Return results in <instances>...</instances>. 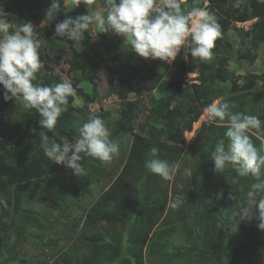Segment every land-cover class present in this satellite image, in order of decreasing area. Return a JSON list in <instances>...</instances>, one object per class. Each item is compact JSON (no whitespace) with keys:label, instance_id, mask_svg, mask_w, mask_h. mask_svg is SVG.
I'll return each mask as SVG.
<instances>
[{"label":"trees","instance_id":"trees-1","mask_svg":"<svg viewBox=\"0 0 264 264\" xmlns=\"http://www.w3.org/2000/svg\"><path fill=\"white\" fill-rule=\"evenodd\" d=\"M15 9L5 10L15 13L19 18L24 19L27 14L38 12L34 15L36 21H46L50 24V32L46 35L55 33L57 23L63 21L66 17L75 18L76 16L87 14L85 5L81 3L79 8L73 7L60 9L58 15L52 20H46L45 5L52 3V0H12ZM214 7L226 18L222 19L224 23L236 22L244 23L256 20L252 28V39L256 47L258 44H264V2L260 0H248V4L236 7L231 0H211ZM63 2V0H61ZM193 6L204 7V0H187L182 2V9L190 11ZM221 36L216 41L213 49V56L210 59L209 67L212 69L203 87L196 89L198 99L204 101L200 108L189 106L188 111L183 107V88L179 77L175 73L167 81L170 87L164 84L166 72H163L158 66L140 65L138 67L128 65L127 75L131 81L141 78L143 85L150 84V91L158 90L160 97L153 98L155 111L150 113L147 123L143 126L145 135L135 134L131 142L128 157L119 168L115 170L116 157L109 163L92 161L85 157L83 160L86 168V175L76 177L73 174L69 178V185L60 180L59 174L64 170V166L55 164L48 160L43 154L40 132H44L49 137H55L60 143V137L69 141H74L78 134L77 118L69 111H74L72 104L74 97H69L70 110L61 115L56 128L48 132L39 125L40 116L35 110L25 109L21 102H5L2 92H0V130L3 137L0 139V264H32L31 259L21 255L17 251L22 239L33 233L35 227L43 225L42 223H51L55 218V212H59L57 219L69 214L76 205L71 194L80 198V196L89 194L93 188L100 183L103 192L93 203L87 215V230L81 231V241L87 244L89 250L87 255L81 256V251H70L56 261L55 264H115L118 262L124 251V238L119 233V228H126L136 217L144 200L146 193L154 174L150 173L145 166V162L152 159L150 155L151 147L159 149L158 158L162 156L165 142L170 134L176 128L183 127L191 131L193 125L198 122L202 116L205 107L212 103L216 97L224 95L223 89H216L215 84L221 82L227 84L233 80V75L227 71L228 64L232 60V53H240L242 58L248 57L250 63H255V54L250 55L248 49L249 35L238 27H234L243 48H236V44L229 37V28L221 24ZM35 27V26H34ZM38 34L39 29L35 27ZM93 36L90 33L84 34L85 50L91 48ZM55 40V39H52ZM69 48L73 51L74 58L70 61L71 67L80 74L79 84L85 82L92 88V93L96 97L99 94L101 83L100 74L105 66L97 57H83L79 53L75 42L64 39ZM245 50V51H244ZM75 56L82 57L81 60ZM180 54L176 62L180 59ZM217 65V66H216ZM42 69L37 74V80L41 83L35 84L41 86H54L61 82L59 77L46 74L41 77ZM240 78V77H239ZM244 88L252 90L258 82L262 83L264 89V71L261 75H250L247 78ZM78 92H82L78 86L74 85ZM2 89V85H0ZM241 90L238 87L233 92ZM192 97V95H190ZM249 96V99H247ZM124 97V96H123ZM227 101L233 111H241L247 107L257 108L262 106L263 111L259 114L264 122V90L252 92L242 97L235 96L227 98ZM190 112V113H189ZM193 114L189 119V115ZM101 118L109 132L110 139L119 145L120 139L125 138L133 132L134 117L129 111L123 109L121 117L116 121H111L110 113H100ZM35 129V134L33 133ZM226 139V137H223ZM34 144V149L28 157L24 159L14 158L12 147L23 149ZM215 145H205L202 141L197 144L193 156L196 166L194 174L200 176V183L196 184V194L185 205V212L190 218V228L193 236L188 244H178L173 241L172 232L174 229L165 231L166 235L161 240L154 242V247L163 255L175 262L192 257H200L211 261L214 264H264V233H261L255 220L242 223L237 232H231L226 229L228 218L233 211L243 205L245 196L241 199H229L226 197V203H218L212 196L208 186L221 179L223 181L228 175L232 177L235 173L226 171L222 175L213 172L214 161H212V152ZM259 150L262 148L259 147ZM264 180V175L260 177ZM245 183L250 186L257 182L254 177L244 178ZM12 189V191H11ZM39 189L40 193L51 190L49 196L53 198L54 207L49 210L37 211L29 208L27 196L35 193ZM235 197V195L232 193ZM151 202L161 204L162 198L158 195L151 196ZM146 202L149 203L148 200ZM13 208V210L11 209ZM13 214L11 216V213ZM230 210V212H229ZM232 210V211H231ZM49 212V213H48ZM12 218L10 225H5L4 220ZM105 224L106 227L102 225ZM113 230V232H112ZM16 237L14 243L12 237ZM59 239H49L45 246L57 247ZM127 255L135 259V264H143V258L139 255L142 250V244L136 235L128 238ZM106 245L109 255L103 258L99 255V246ZM131 258L121 260V264H129Z\"/></svg>","mask_w":264,"mask_h":264},{"label":"rangeland","instance_id":"rangeland-1","mask_svg":"<svg viewBox=\"0 0 264 264\" xmlns=\"http://www.w3.org/2000/svg\"><path fill=\"white\" fill-rule=\"evenodd\" d=\"M186 1L187 0H182V2ZM260 1L264 2V0ZM231 2L236 7L248 4V0H231ZM51 4H44L43 6L48 10L51 7ZM0 6H2L4 10L16 8L12 0H0ZM70 7H72L70 4L63 5V2H61L60 9L63 10ZM102 7L103 0H95L92 9H102ZM203 8L215 17L217 23L220 25V31L222 29L221 24L228 26L229 37L233 43L236 44V48L241 49L245 45H241L234 27H238L246 32L249 35L247 50L250 51V55H256L255 63L253 64L250 63L248 57L242 58L240 53L231 54L232 60L226 69L233 75V80L227 84L221 82L215 84L216 89L224 90V95L216 97L212 102L217 100L223 102L230 97L238 95L242 97V95H249L252 92L264 90L261 82H258L256 87L252 90L244 88L248 80L247 78L250 75H261L264 71V44H258L256 47L251 35L256 20L244 23H224L221 22L223 21L222 19L228 18H226L225 13L220 12L214 7L211 0H204ZM85 11L88 13L86 5ZM9 13L15 22H31L33 26L39 29L38 38L42 42L40 55L44 63L41 77L46 74H52L59 77L61 82L70 81L73 86L76 85L79 89H82V92L76 90V95L74 96L75 101L72 104L74 111H69L71 106H67V111H65H69L72 115L76 116V124L78 128L87 121L89 115L96 116L100 113L108 112L111 115L110 120L116 121L121 117V111L126 109L134 117L133 132L128 134L125 138L120 139L119 154L116 156V164L114 165L115 170L126 161L133 135H145L143 132V126L149 121L148 117L150 113L155 111L152 99H158L160 97V92L158 90L150 91V84H141V78L139 80L135 79L131 81L129 75H127L128 65L135 67L140 65L158 66L163 72H166L164 84L167 88L170 87L167 81L176 73L183 88L184 98L182 99L185 111L191 109L188 108L189 106L200 108L201 104L204 103V101L198 99L196 89L198 87H203L211 73L212 69L209 67L211 63L210 60L200 61L197 59L194 61L190 54L188 58L185 59L183 49L181 50V56L178 62L175 60L173 63L167 64L159 60H145L139 58L136 54L132 53L130 49L126 48L124 38L117 36L113 32L93 36V39L91 40V48L85 50L83 37L81 41L75 42V46L81 56L87 58L97 57L105 66L104 71L100 74L101 83L99 86V94L95 97L89 84L85 82L79 84L80 74H78L70 64V61L74 58L73 51L66 43H64V40H61L60 38L52 40L55 33L52 35H46L47 32H50V24L44 20L36 21L34 15H37L38 12L29 13L24 19L19 18L11 11ZM75 57L79 60L82 59L80 56ZM37 83L40 84L41 81L37 80ZM235 87H238V89L241 88V90L233 92ZM190 95H192V97ZM247 99H249V96ZM261 111H263L262 106L257 108L247 107L237 112L255 115L260 119L259 114ZM192 116L193 114H190L189 119H191ZM185 126L186 125L184 124L183 127L176 128L174 132L169 135L168 140L165 142L164 149L162 150V156L160 157V159L167 160L170 164L179 163L180 168L178 169L174 180L170 182L163 181L158 176H153L151 183L143 196L145 203L140 207L136 217L126 228L118 229V234H122L124 238L123 253H125L121 255L118 262L115 264H121V260L125 258H131L132 261L129 262V264H135V259L126 253V249L129 245L128 238L131 235H136L137 239L141 241L142 250L139 251V255L143 258V264H172L171 259L160 253L154 247V242L156 240L164 238L166 235L165 231L174 229V232H172V238L175 243L188 244L191 241L193 231L190 228L191 221L185 212L184 205L190 199L194 198V194H196L195 186L200 183L198 182L200 181V176L193 172L194 167L196 166L193 151L195 152L197 144L201 141L205 145L210 143L215 145L219 139H223L221 134L226 131L227 120L223 122H210L207 119V114L203 110L200 120L193 125L191 131L185 130ZM249 135L253 140L254 145L257 148L261 147L264 152V122L262 121L261 129H253L249 132ZM2 137L3 134L0 130V139ZM73 142L74 141H69L64 137H60L61 144H71ZM32 149H34V144L23 149H17L15 147L11 148L14 158L17 159L28 157ZM185 167H191V178L183 177L181 175ZM71 175L72 171L64 168L57 177H59L62 182L68 184ZM232 181V177L228 175L223 181L219 179L212 184H209L208 188L218 203H226L225 199L230 193H233L235 197L240 199L241 196H245L249 186L245 183L244 178H241L238 184H233ZM178 185H182V189L178 187ZM220 189H223L224 192L223 199H217L215 195ZM48 190L49 191L41 194L38 189L35 193L28 194L26 200L28 207L34 208L39 212L54 207L52 204L53 198L49 196L51 190ZM102 192V185L98 183L91 193L80 196V198H78L75 193H72L70 196L71 198L73 197L76 207L70 211L69 214L65 215L66 220H63L62 216L57 219L59 212H55L54 215H51V218L55 217L51 219L52 222L49 224L47 222L44 224L43 222V225H37L34 229L35 231L26 236L27 239L21 240L20 246L17 247V251L21 255L30 258L32 264H55V262L59 261L65 253L70 251L80 250L81 256L87 255L89 248L87 244L81 241V231H84V229H86L85 231H89V229L87 230V215L89 209ZM152 194L160 196L163 200L162 203L154 204L153 201L151 202L150 199ZM177 194L184 197V203L178 210H173L169 207V201ZM146 200H148L149 203L146 202ZM11 209L13 210V208ZM12 214L13 211L11 216ZM4 223L5 225H10L12 223V218L5 219ZM102 226L106 227L105 224ZM12 238L15 240L11 243H14L16 237L13 236ZM49 239H59L60 243L57 247L45 246V243L48 242ZM99 251V255L103 258L104 256L109 255L110 249L103 244L102 246H99ZM174 264L214 263L204 258L192 257L179 260Z\"/></svg>","mask_w":264,"mask_h":264},{"label":"clouds","instance_id":"clouds-1","mask_svg":"<svg viewBox=\"0 0 264 264\" xmlns=\"http://www.w3.org/2000/svg\"><path fill=\"white\" fill-rule=\"evenodd\" d=\"M81 3L87 6L88 13L66 17L57 23L53 39L78 42L86 32L92 36L113 32L123 37L125 47L139 58L171 64L182 49L185 59L190 54L194 61L210 60L221 36L220 25L212 14L198 6L185 11L182 0H103L102 9L96 10L92 9L95 0H63V5L70 4L74 9ZM60 8L61 0H52L45 14L46 20L52 21ZM41 47L33 24L15 22L0 6V92L5 102H22L25 109L35 110L40 116V127L52 132L67 111L69 97L76 95V89L70 81L54 86L34 83L44 67ZM204 112L210 122L227 120L226 139H219L212 152L213 172L218 175L226 171L235 173L233 184L250 176L257 180L250 184L243 205L232 212L225 228L237 232L242 223L255 220L258 230L264 233V180L260 179L264 175V153L249 135L251 130L261 129L262 121L255 115L233 111L227 101H214ZM39 135L44 156L70 169L76 177L86 175L85 157L109 163L119 154V145L110 139L105 122L95 115H89L78 128L77 137L71 144H61L44 132ZM158 154L159 149L151 147L153 158L145 162L146 168L163 181H173L179 163L170 164L158 158ZM181 175L191 178V167H185ZM178 187L182 189V185ZM215 195L217 199H223V189ZM228 198L236 197L230 193ZM0 203L4 202L0 200ZM183 203L184 197L177 194L169 201V207L178 210Z\"/></svg>","mask_w":264,"mask_h":264}]
</instances>
